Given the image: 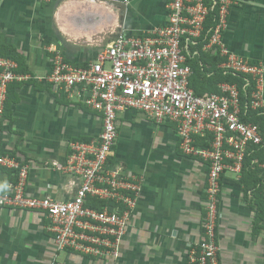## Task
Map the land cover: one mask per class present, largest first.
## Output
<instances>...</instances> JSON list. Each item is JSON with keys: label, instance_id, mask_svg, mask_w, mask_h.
Listing matches in <instances>:
<instances>
[{"label": "crops", "instance_id": "obj_1", "mask_svg": "<svg viewBox=\"0 0 264 264\" xmlns=\"http://www.w3.org/2000/svg\"><path fill=\"white\" fill-rule=\"evenodd\" d=\"M167 3L0 0V57L14 60L15 73L23 76L9 84L0 151L30 165L28 193L71 198L76 179L58 167L68 160L69 142L92 141L102 131L99 112L58 94L47 81L50 45L71 63L86 66L118 34L144 35L165 24ZM223 41L264 68V0L233 6ZM110 162L143 180L119 258L58 251L42 212L0 206V264H185L192 244L202 237L206 162L181 151L173 122L157 123L139 110L118 113ZM255 177L229 170L222 176L220 264H264V211L258 208ZM16 180L15 169L0 165V192Z\"/></svg>", "mask_w": 264, "mask_h": 264}, {"label": "built area", "instance_id": "obj_2", "mask_svg": "<svg viewBox=\"0 0 264 264\" xmlns=\"http://www.w3.org/2000/svg\"><path fill=\"white\" fill-rule=\"evenodd\" d=\"M239 1L168 0L165 24L144 35L118 34L86 66L71 63L50 45L53 56L47 81L58 94L99 112L102 131L95 140L69 142L68 160L58 167L73 174L77 188L66 200L28 193L30 165L0 151V165L17 171V180L0 192V206L42 212L58 251L98 260L119 258L143 180L124 166H113L110 157L118 137V113L139 110L157 123L173 122L181 151L206 162L202 237L192 244L185 264H220L217 225L222 176L229 170L240 177L249 144L264 143V135L258 123L242 119L235 84L221 83L219 92L194 91L183 41L199 37L215 10L217 24L205 48H218L225 58L222 68L251 76L256 82L252 107H264V68L234 53L223 41L230 11ZM16 68L14 60L0 57V148L9 84L23 78ZM198 138L208 145H198ZM261 167L264 171V163Z\"/></svg>", "mask_w": 264, "mask_h": 264}, {"label": "trees", "instance_id": "obj_3", "mask_svg": "<svg viewBox=\"0 0 264 264\" xmlns=\"http://www.w3.org/2000/svg\"><path fill=\"white\" fill-rule=\"evenodd\" d=\"M217 24V13L212 11L205 22L201 35L197 38L188 37L184 39L186 45L185 53L193 73L190 84L197 94L219 92L221 83L235 84L239 89L241 102V117L244 121L258 123L264 135V107H252V94L256 89V82L251 76L243 73L233 72L222 68L220 65L225 60L217 47L205 48L213 29ZM198 145H208L197 139ZM264 163V143L248 146L245 155L241 175H256V190L258 194V208L264 211V171L261 165ZM256 194V195H257Z\"/></svg>", "mask_w": 264, "mask_h": 264}]
</instances>
